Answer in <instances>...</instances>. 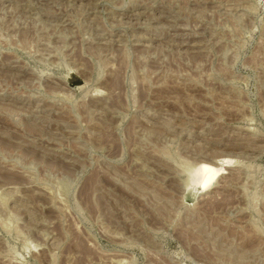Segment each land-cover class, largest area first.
Segmentation results:
<instances>
[{"label":"rangeland","instance_id":"rangeland-1","mask_svg":"<svg viewBox=\"0 0 264 264\" xmlns=\"http://www.w3.org/2000/svg\"><path fill=\"white\" fill-rule=\"evenodd\" d=\"M0 264H264V0H0Z\"/></svg>","mask_w":264,"mask_h":264},{"label":"bare ground","instance_id":"bare-ground-1","mask_svg":"<svg viewBox=\"0 0 264 264\" xmlns=\"http://www.w3.org/2000/svg\"><path fill=\"white\" fill-rule=\"evenodd\" d=\"M230 163L231 161L227 160H223L221 163H216L215 166H212L211 163V165L204 163L197 171L193 172L192 181H197L201 192H207L213 185L215 179L223 174V171L229 167Z\"/></svg>","mask_w":264,"mask_h":264}]
</instances>
